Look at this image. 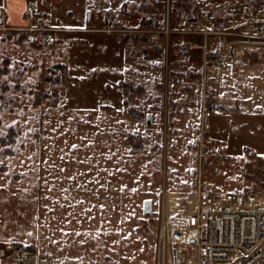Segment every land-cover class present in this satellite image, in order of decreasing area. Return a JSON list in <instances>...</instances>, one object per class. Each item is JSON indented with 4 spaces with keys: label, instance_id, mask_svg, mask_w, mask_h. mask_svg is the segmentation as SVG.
I'll use <instances>...</instances> for the list:
<instances>
[{
    "label": "rangeland",
    "instance_id": "1",
    "mask_svg": "<svg viewBox=\"0 0 264 264\" xmlns=\"http://www.w3.org/2000/svg\"><path fill=\"white\" fill-rule=\"evenodd\" d=\"M122 1H55L44 15L63 29L42 45L0 12V247L49 264H175L165 220L191 207L200 161L217 188L264 190V52L210 66L205 88L199 53L181 63L171 48L167 62L158 37L108 29L164 21L166 0ZM253 1L171 0L173 26L186 8ZM179 264H195L189 249Z\"/></svg>",
    "mask_w": 264,
    "mask_h": 264
},
{
    "label": "built area",
    "instance_id": "2",
    "mask_svg": "<svg viewBox=\"0 0 264 264\" xmlns=\"http://www.w3.org/2000/svg\"><path fill=\"white\" fill-rule=\"evenodd\" d=\"M28 12L32 16L27 24L5 23L3 28L20 32L37 45L51 42L53 33L63 29L46 22L45 16L36 13L33 6H29ZM107 22H113L111 15ZM108 29L158 37L163 40L167 62L173 39L174 43L178 42V61L192 60L199 53L206 88L210 66L220 65L226 59L242 62L249 56L264 52V0L230 6L221 13L205 7L186 8L181 12L177 26H173L168 12L164 21L154 18L135 30L115 26ZM141 57L144 60L149 58L146 52ZM173 78L175 83L182 82L177 74ZM166 79L169 80V73ZM204 90L203 115L214 109V93ZM181 109L186 111L188 108L182 106ZM209 141L202 138V147ZM196 174L191 207H179L166 217L165 231L169 244H175L180 254L183 249H189L195 264H264V190L217 188L211 179L204 177L202 161ZM0 254L17 264H49V260L41 257L32 246L10 247L3 243Z\"/></svg>",
    "mask_w": 264,
    "mask_h": 264
},
{
    "label": "crops",
    "instance_id": "3",
    "mask_svg": "<svg viewBox=\"0 0 264 264\" xmlns=\"http://www.w3.org/2000/svg\"><path fill=\"white\" fill-rule=\"evenodd\" d=\"M55 1L57 0H3L2 1L3 4L1 5L2 10H0V12L3 13L2 14L3 20L7 24L24 25V24H27L31 20L32 15L30 12H28L29 6H33L36 13H42L44 15L46 13L45 11L48 10V8H51V9L54 8ZM166 5H167V8L170 7L169 10H170V16H171V0H166ZM181 12L178 17L179 21L181 18ZM154 18H158V17L154 16ZM172 22H173V19H172Z\"/></svg>",
    "mask_w": 264,
    "mask_h": 264
},
{
    "label": "water",
    "instance_id": "4",
    "mask_svg": "<svg viewBox=\"0 0 264 264\" xmlns=\"http://www.w3.org/2000/svg\"><path fill=\"white\" fill-rule=\"evenodd\" d=\"M90 16V14H89ZM152 113H148L147 115V120H148V124L151 125L152 124ZM153 211V202L151 199H147L145 200V203H144V212L146 214H151ZM173 256H174V261H175V264H179V253H178V249H177V246L174 244L173 245Z\"/></svg>",
    "mask_w": 264,
    "mask_h": 264
},
{
    "label": "bare ground",
    "instance_id": "5",
    "mask_svg": "<svg viewBox=\"0 0 264 264\" xmlns=\"http://www.w3.org/2000/svg\"><path fill=\"white\" fill-rule=\"evenodd\" d=\"M168 196H169V200L171 201V205H174L172 208H173V210H175V206L180 201V199H179L180 193L179 192H176V191H170L169 194H168ZM192 203H193V200H192Z\"/></svg>",
    "mask_w": 264,
    "mask_h": 264
},
{
    "label": "trees",
    "instance_id": "6",
    "mask_svg": "<svg viewBox=\"0 0 264 264\" xmlns=\"http://www.w3.org/2000/svg\"><path fill=\"white\" fill-rule=\"evenodd\" d=\"M171 48L174 49V50H172V51H175L174 53L176 54V53H177V50H178V42L176 41V42L174 43V39H173L172 47H171Z\"/></svg>",
    "mask_w": 264,
    "mask_h": 264
}]
</instances>
